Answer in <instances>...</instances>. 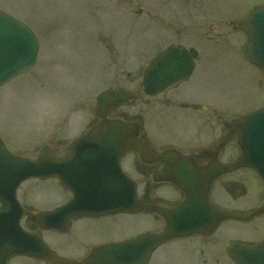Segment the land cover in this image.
Segmentation results:
<instances>
[{"label": "rangeland", "instance_id": "1", "mask_svg": "<svg viewBox=\"0 0 264 264\" xmlns=\"http://www.w3.org/2000/svg\"><path fill=\"white\" fill-rule=\"evenodd\" d=\"M261 5L264 0H0V10L29 24L41 45L37 65L0 87V136L10 151L32 159L46 145L63 151L98 122V94L111 86L142 94V75L150 59L171 42L192 46L200 56L189 81L152 98L148 105L138 97L134 105L124 104L112 115L120 111L138 116L145 107L162 105L156 102L161 99H204L222 121L264 108V75L242 56L245 33L224 23L237 24ZM207 117L212 132H219L222 122L212 112L170 113L156 106L146 128L151 139L169 141L178 134L195 136L196 122ZM129 158L123 159L124 168L137 180ZM71 195L56 178L30 179L18 190V198L32 214L64 204ZM218 203L225 205L223 200ZM82 219L73 222L69 233L39 232L53 250L74 257L104 239L114 241L152 229L143 214ZM249 225L264 232V217ZM23 226L31 229L33 224L24 219ZM246 227L226 224L217 233L219 243L212 242L207 254L194 238L164 243L150 264H227L229 239L256 238V229ZM9 264L52 263L17 256Z\"/></svg>", "mask_w": 264, "mask_h": 264}, {"label": "water", "instance_id": "2", "mask_svg": "<svg viewBox=\"0 0 264 264\" xmlns=\"http://www.w3.org/2000/svg\"><path fill=\"white\" fill-rule=\"evenodd\" d=\"M237 28L248 36L244 56L264 72V7L254 10ZM39 48V40L28 25L0 11V86L28 72L37 62ZM195 66L196 61L186 47L171 44L150 61L143 76L145 92L156 95L189 78ZM129 98L127 91L118 88L99 94L96 114L101 118L100 123L74 140L65 158L58 157L49 146H44L35 160L21 157L10 153L0 138V264H8L15 255L53 264H147L152 252L171 238L198 231L210 233L223 219H245L253 215L252 211L218 210L211 204L209 185L219 171L217 168L206 175L194 170L190 162L174 159L167 179L185 190L188 197L176 211H161L169 223L161 233H146L98 246L88 257L76 261L54 254L40 234L24 230L21 219L27 210L17 200L16 194L21 182L31 177H58L74 194L66 205L36 215L42 229L65 231L69 219L78 215L140 211L137 184L122 172L120 159L129 150L137 151L146 161H153L159 155L138 138V122L107 118L110 106L124 103ZM233 125L244 150L234 166H252L264 179V109L234 120ZM263 210L264 205L260 208ZM229 248L232 258L240 256L242 264H264V249L243 257L238 251L246 248L236 243Z\"/></svg>", "mask_w": 264, "mask_h": 264}, {"label": "flooded vegetation", "instance_id": "3", "mask_svg": "<svg viewBox=\"0 0 264 264\" xmlns=\"http://www.w3.org/2000/svg\"><path fill=\"white\" fill-rule=\"evenodd\" d=\"M141 100L146 102V105L152 102V98H147L144 94L139 96ZM156 102L162 105H154L145 107L143 113H139V120L141 126V136L146 139L150 147L158 154L169 153L161 155L157 160L147 163L142 160L139 155H133L131 164L137 167L139 174V189L140 200L143 206V211L149 215H152L154 221V230L163 231L167 226L165 217L159 210L163 208L175 209L179 207L185 201V193L181 191L173 182L164 180L163 177L169 175V166L174 163V159L190 162L192 167L196 171H202V173L208 172L214 166L226 167L228 164L234 162L240 155L241 149L237 145L236 133L233 129L226 131L229 128V124L225 121H221V115L216 114V110L209 109L207 101L204 99L194 98L189 100L173 101L171 99L156 100ZM163 107V111H169L174 113L182 110H189L194 114H207L211 113L213 116L222 122L223 131L214 136L211 140L209 138V118L207 117L205 122H198V129L194 132L195 136L191 134H178L176 137L169 141H159L151 139L147 132V118L154 111L155 107ZM116 109L113 107L111 110ZM169 109V110H168ZM159 111V110H158ZM231 127V126H230ZM207 131V134L205 133ZM189 135V137H188ZM66 148V147H65ZM65 153V150L61 152V155ZM202 179V178H201ZM203 183V180H202ZM210 200L219 208L223 209H249L256 208L264 201V183L257 174V172L250 167H241L236 169H230L223 173L215 175L211 181L210 186ZM223 200L225 205L218 202ZM247 204L243 206L242 204ZM260 216V215H259ZM254 217L251 220L238 222L243 226H247L245 230L256 229V234L253 235L256 238L252 239H239L245 242L244 245L250 247L258 244L261 240H264V234L259 226H251L255 220H259L261 217ZM32 222V221H31ZM218 231H214L212 235L205 236L202 234H194L189 236V239H196V245L198 244L204 253H208L215 242L219 243L217 237ZM233 239V238H231ZM229 239V240H231ZM211 244V245H210ZM243 252L239 255H242ZM228 248H225V257L228 260ZM228 264H238L229 259ZM226 262V263H227Z\"/></svg>", "mask_w": 264, "mask_h": 264}]
</instances>
